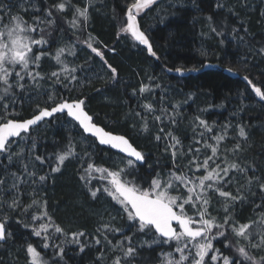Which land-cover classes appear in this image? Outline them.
I'll return each mask as SVG.
<instances>
[{
    "label": "trees",
    "instance_id": "obj_1",
    "mask_svg": "<svg viewBox=\"0 0 264 264\" xmlns=\"http://www.w3.org/2000/svg\"><path fill=\"white\" fill-rule=\"evenodd\" d=\"M59 2L60 0H28L29 11L23 13V18L32 23L34 16L43 17L44 9ZM2 3L7 5L13 14L21 11L22 0H2ZM72 3L82 7L85 0H72ZM217 4H225L226 7L218 8ZM228 7H231L235 14L229 12ZM35 8L41 11H33ZM125 10V0H95L87 31L76 34L80 40H85L91 33L95 41L99 42L94 46L103 52L108 64L117 69V79L111 78L107 66L85 44L75 43L76 55H66L65 59L68 67L77 68L75 74L79 83L73 81L69 87H64L63 84L46 79L41 82L38 90L30 87L15 97V104L10 103L9 110L18 113L15 118L21 121L31 118L37 105L48 108L55 106L48 100V94L54 96L56 103L60 102L61 98L69 101L85 100V110L93 116L97 125L115 135H124L144 154L145 161L142 164L136 163L132 171L136 184L145 188L158 172L166 176L172 165L171 152H165L167 142L157 141V134L163 136L171 131L181 141L178 146L181 152L187 153L191 147L194 155L195 148H200L202 160L211 152L202 146L203 141L201 144L194 143L200 139L199 133L204 131L198 126L196 117L199 116L213 126V133H205L209 143H214L210 137L221 133L224 125H231L228 128V137L222 142L221 152L224 148H231L236 139H239L236 125L240 124L246 127L249 134L245 144L247 151L240 154V162H254L255 174L264 176V104L257 101L250 87L240 79H233L220 71L208 70L185 78L169 76L165 72L166 69L175 71L177 67L185 71L192 68L200 70L206 63L216 64L223 69L231 67L240 77L247 75L264 91V56L258 52V49L264 46V0L157 1L138 16L140 27L149 36L157 59L150 57L130 36H118L120 17ZM53 13L55 24L45 33L49 41L47 50L52 55L58 47L76 41V35L66 23V20L72 18L73 10L59 13L53 8ZM208 16L213 18L212 22H209ZM4 23H7V16ZM211 27H216L221 35L211 32ZM245 27L248 29L247 33L244 31ZM233 28L237 31L233 32ZM241 36L244 37L243 41ZM58 67L54 60L46 56L42 58L37 70L47 75ZM142 84L147 85L148 90L141 94L139 88ZM149 103L154 108L151 113L146 112L143 107ZM173 105H178L175 109V126L167 119L173 114ZM162 108L166 109L163 113L160 111ZM136 113H141V116ZM155 116H161L162 120L156 121ZM142 117L147 118V132L142 130L145 123ZM161 128L164 133H160ZM16 141L10 151L17 153L23 149L21 158L14 157L9 163L6 154L0 153V178L6 181L0 185V199L10 201L15 195V190L11 188L14 180L11 173L16 172L17 176L25 181L19 185L22 207L31 203L32 194L35 193L47 202L46 210L54 224L69 233L66 237L55 234L59 237L55 240L56 244H60L61 240H71L70 234L73 232L85 233V236L80 238L88 245L84 252H80L77 245L66 243L61 264H112L115 257H122V252L119 249L112 250V246L122 244L126 247L125 236H131L133 245L138 248L131 264H157L159 254L170 250L168 245L141 247L144 241L150 240L151 237L136 232L120 205L102 190L98 192L97 198L91 197L89 188H101L107 181L93 179L86 187L80 179L89 158L97 166L117 170L126 168L124 156L107 147H100L93 138L85 136L79 126L66 115H57L44 121ZM69 141L75 146L77 155L66 160L59 172L52 173L51 166L55 165L56 153L65 150ZM85 153L88 155H84ZM34 155L43 156L45 163L41 165L34 159ZM192 158V155H188L179 161L181 171ZM230 158L236 159L235 156ZM25 163L29 171H35V176L22 175ZM196 174L202 175L203 172ZM251 174L252 169H249V175ZM40 175H45L47 179L39 181ZM93 175L98 177L100 174ZM125 178L131 180L133 176ZM238 178L243 184L244 178ZM236 187V180L233 179L228 190L235 192ZM253 191L255 195L247 193V200L236 205V219L242 223L259 222L260 213L264 212V208H255L256 204L262 203L264 193L255 186ZM220 208L221 203L214 196L212 214H218L222 219L223 211L217 212ZM33 211H37V208L30 209L28 214L24 215L22 211H11L6 204L0 211V216L8 215V230L12 232L10 238L0 243V264H27L25 248L28 243L39 246L38 251L43 259L49 262L53 259L55 249H43L41 238L32 235L30 228L17 223L18 219L31 223ZM188 211L190 215L193 214L191 208ZM103 224L121 230L104 232L108 240L112 241V245L104 240V235L97 232ZM49 232H54V228H49ZM93 237L99 238L101 244H95ZM229 237L235 240L231 232ZM223 243V238L214 241L215 246L225 251V254L235 255L230 250H225ZM101 250L104 255L98 261L97 256ZM249 251L257 258L264 256V250L249 247Z\"/></svg>",
    "mask_w": 264,
    "mask_h": 264
},
{
    "label": "snow or ice",
    "instance_id": "obj_2",
    "mask_svg": "<svg viewBox=\"0 0 264 264\" xmlns=\"http://www.w3.org/2000/svg\"><path fill=\"white\" fill-rule=\"evenodd\" d=\"M95 0H85L84 5L73 4L72 0H60L59 3L52 7L44 9V16H34L32 23L27 22L23 18V13L29 11L27 6L28 0H22L20 5L21 11L13 14L7 5L0 0V153L6 154L9 163L14 157L21 158L23 149L17 153H11V146L16 143V138H22V133H29L32 126L38 125L45 121L46 118L53 117L56 113L66 112L67 116L76 121L84 133L95 137L101 145H110L111 148L117 149L120 153L125 154L126 168L110 170L106 167L95 165L93 162H87V167L83 168L80 179L87 187L93 179L107 181L101 188H89L91 197L97 198L98 192L101 190L111 197L116 204L120 205L123 213L127 216L128 221L132 223L136 232L144 236H150V240L144 241L141 247L151 248L152 245H168V251H162L159 254L157 264H264V256L256 257L251 254V249L264 250V212L260 213L259 222L249 221L240 222L236 219V205L243 204L247 200V193L255 195L253 187H258L261 193H264V176L255 174V165L253 163L242 164L240 162V154L247 151L245 144L248 141V132L244 125H236L237 137L236 142L231 148H224L221 152L222 142L228 137V128L231 125L223 126V131L219 134L212 135L210 139L214 143H209L205 133H213V126H210L205 120L196 117L198 126L204 129L200 132V139L194 141L195 144H201L206 149H210L211 154L205 155L201 160V149H193L189 147L187 153L181 152L179 147L180 139L171 131L163 136L157 134V141H166L165 152H171L172 165L168 169L166 176L162 173H157L151 179L148 187L145 188L136 184L133 169L137 162H144V154L137 150L129 139L124 135H115L104 127L98 126L94 122V118L85 110V100H65L61 98L60 102L56 103L52 94H48V100L52 101L55 106L40 107L37 105L35 114L24 120H18L15 116L18 113L10 111V103L15 104V97L18 94L26 92L30 87L39 89L41 82L48 79L54 80L55 83L63 84L64 87H69L73 81L79 83L76 67H68L65 56H75V43H83L91 50L110 70L111 78L117 79V69L111 64H108L103 52L94 46L98 41L92 37L91 33L88 38L80 40L79 32H86L90 21V12L94 7ZM156 3V0H132L127 2L126 10L120 17L118 36H130V38L147 48L151 56H156V52L150 43V38L140 27L138 16ZM218 8H225V4H217ZM53 8L64 13L68 9L73 10V15L66 23L76 35V41L65 44L55 50L52 55L48 50L49 41L45 33L55 24ZM97 11L99 9H96ZM35 12H40L41 9H33ZM229 12H233L231 7H228ZM233 14H235L233 12ZM7 16V23H4ZM209 22L213 18L208 16ZM243 26V21L241 22ZM46 25L47 27H44ZM211 32L221 35L217 32L216 27H211ZM237 30L233 28V32ZM245 33L248 29L244 28ZM35 34V35H34ZM241 41L244 37H240ZM261 56H264V46L258 49ZM255 54V53H254ZM50 57L58 65V69L50 74H41L37 69L40 68L42 58ZM171 71V69H168ZM188 71H197L198 69H187ZM178 73H183L185 69L177 67ZM227 71L232 72L229 67ZM244 80L252 86V90L260 100L264 101V91L261 87H257L247 75ZM158 87V85H157ZM148 90V86L142 84L139 92L142 94ZM133 94L136 92L134 90ZM10 98V100H9ZM9 100V102H5ZM146 112L154 111L152 104L143 105ZM173 114L167 119L175 126V109L178 105H173ZM162 113L166 109L160 110ZM141 116V113H136ZM145 123L142 125V130L147 132V118L142 117ZM156 121H161V116H155ZM195 131V129H194ZM160 133H164V129H160ZM33 149L35 144L32 145ZM251 145H248L250 148ZM75 146L71 141L66 145L65 150L56 153L55 165L51 166V172L56 173L61 170V166L70 157L76 156ZM84 155H88L85 153ZM188 155L193 158L181 171L179 161ZM235 156L236 159L230 157ZM34 159L39 161L41 165L45 163V158L40 155H34ZM249 169H252V174L249 175ZM203 172L202 175L196 173ZM94 173H99L98 177ZM22 175L33 177L35 171H29L28 165L25 163ZM14 178L11 188L15 190V195L10 201L0 199V211L7 206L11 211H22L27 215L30 209L34 207L37 211L31 214V223L17 220L25 228H30L32 235L40 237L43 249L53 248V259L51 262L42 258V254L38 251L39 246H34L28 243L25 248L27 256V264H61L65 254L66 243L75 244L79 247L80 252H84L86 245L81 241V237L85 236L83 231L71 233V240H61L60 244H56L55 240L59 237H66L69 233L59 226L55 225L52 217L46 210V201L33 193V199L30 204L22 207L19 198V185L24 183L16 172H12ZM126 176H133V179H126ZM244 178V183L239 182L238 177ZM47 179L45 175H40L38 180L43 182ZM233 179L236 180V191L232 192L228 189L232 186ZM6 181L0 178V185ZM35 183V181H33ZM214 196L219 199L221 208L217 210L223 211L224 215L221 219L219 215L212 214V206ZM193 210L190 215L188 209ZM255 208H264V197L262 203L256 204ZM8 215L0 216V241H5L12 236V232L8 230ZM114 219V218H113ZM49 228H54V232L50 233ZM255 229V231H253ZM105 231L119 232V228H113L109 224H103L97 229L104 235ZM229 232L235 237L232 240L229 237ZM55 234H59V237ZM223 238V247L225 250H230L232 254H225L220 248L216 247L214 241ZM95 244H101V240L93 237ZM131 236H125L127 242L125 247L122 244L112 246V250L119 249L122 252V257L117 256L112 261V264H131L132 260L138 253V248L133 245ZM104 240L112 245V241L108 240L107 235H104ZM243 241V243H242ZM178 254V255H174ZM104 253L101 250L97 260L100 261Z\"/></svg>",
    "mask_w": 264,
    "mask_h": 264
},
{
    "label": "water",
    "instance_id": "obj_3",
    "mask_svg": "<svg viewBox=\"0 0 264 264\" xmlns=\"http://www.w3.org/2000/svg\"><path fill=\"white\" fill-rule=\"evenodd\" d=\"M157 1H159V0H156V2ZM139 22V21H138ZM135 42V41H134ZM137 45H139V46H141L143 49H145L146 51H147V48L145 47V46H143V45H140V44H138V42H135ZM147 53H148V51H147ZM148 55L150 56V57H152V58H155V59H157L156 58V56L154 57V56H151L149 53H148ZM208 70H214V71H220V72H222V73H224V74H226V75H228V76H230L231 78H233V79H240V81H242V82H244L248 87H250V89H251V93H253L254 94V96H255V98L257 99V101H259V102H261V104H264V101H262V100H260L259 99V97H257L256 95H255V92L252 90V86L251 85H249L248 83H247V81H245L244 80V78L243 77H240L236 72H229V71H227V69H223V68H220L218 65H216V64H210V63H206L200 70L198 69L197 71H183V73L181 74V73H178V72H176V71H169L168 69H166V73L169 75V76H177V77H179V78H185V77H188V76H191V75H197V74H200V73H202V72H205V71H208ZM57 115H66L67 116V114H66V112H64V113H56V114H54L53 115V117H55V116H57ZM53 117H49V118H46L45 119V121L46 120H50L51 118H53ZM68 117V116H67ZM70 120H72L70 117H68ZM73 122H75V124H77L78 125V123L76 122V121H74V120H72ZM44 122V121H43ZM43 122H40L38 125H40L41 123H43ZM79 126V125H78ZM99 126V125H98ZM35 127H37V125L36 126H32V128H31V130L33 129V128H35ZM80 128V127H79ZM81 129V128H80ZM81 131L83 132V130L81 129ZM84 133V132H83ZM23 134H28V133H22V135ZM84 135L85 136H88V137H90V138H93L96 142H97V144L100 146V147H107V148H109L110 150H112V151H114V152H117V153H119L120 155H122V156H124L125 157V154H123V153H120L117 149H113V148H111V146L110 145H101L99 142H98V140H96L95 139V137H92L90 134H86V133H84ZM17 139V138H16ZM143 162H137V164H142ZM5 241H0V243L2 244V243H4Z\"/></svg>",
    "mask_w": 264,
    "mask_h": 264
},
{
    "label": "rangeland",
    "instance_id": "obj_4",
    "mask_svg": "<svg viewBox=\"0 0 264 264\" xmlns=\"http://www.w3.org/2000/svg\"><path fill=\"white\" fill-rule=\"evenodd\" d=\"M121 216H122V212L120 213V217H121ZM174 255H178V254H175V253H174Z\"/></svg>",
    "mask_w": 264,
    "mask_h": 264
},
{
    "label": "bare ground",
    "instance_id": "obj_5",
    "mask_svg": "<svg viewBox=\"0 0 264 264\" xmlns=\"http://www.w3.org/2000/svg\"><path fill=\"white\" fill-rule=\"evenodd\" d=\"M174 71V70H173Z\"/></svg>",
    "mask_w": 264,
    "mask_h": 264
}]
</instances>
